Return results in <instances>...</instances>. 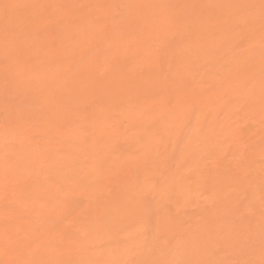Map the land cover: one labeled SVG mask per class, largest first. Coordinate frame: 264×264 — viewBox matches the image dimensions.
<instances>
[{
    "label": "bare ground",
    "instance_id": "1",
    "mask_svg": "<svg viewBox=\"0 0 264 264\" xmlns=\"http://www.w3.org/2000/svg\"><path fill=\"white\" fill-rule=\"evenodd\" d=\"M0 264H264V0H0Z\"/></svg>",
    "mask_w": 264,
    "mask_h": 264
}]
</instances>
